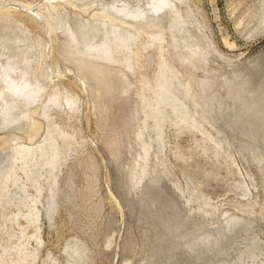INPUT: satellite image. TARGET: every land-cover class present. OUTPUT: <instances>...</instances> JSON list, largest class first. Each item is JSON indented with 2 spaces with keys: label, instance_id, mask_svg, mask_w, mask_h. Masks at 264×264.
<instances>
[{
  "label": "rangeland",
  "instance_id": "obj_1",
  "mask_svg": "<svg viewBox=\"0 0 264 264\" xmlns=\"http://www.w3.org/2000/svg\"><path fill=\"white\" fill-rule=\"evenodd\" d=\"M49 1L0 0L17 7L16 14L0 13V137H20L35 149L48 123L58 131L54 156L33 161L32 172L11 167L0 139V174L17 169L9 196L30 198L22 216L13 204L2 209V262L15 260L24 244L36 254L24 264H239L240 256L244 264H264V0H96L161 36L136 57L144 41L83 14L84 0L60 9L52 40L45 23L21 6L35 10ZM65 49L110 63L119 91L104 98L102 86L91 79L86 85ZM159 57L172 64L171 93L222 150L169 118L157 141L141 95L158 100ZM29 119L43 125L34 145L20 134Z\"/></svg>",
  "mask_w": 264,
  "mask_h": 264
},
{
  "label": "bare ground",
  "instance_id": "obj_2",
  "mask_svg": "<svg viewBox=\"0 0 264 264\" xmlns=\"http://www.w3.org/2000/svg\"><path fill=\"white\" fill-rule=\"evenodd\" d=\"M73 1L72 0H64L62 2V4H58L59 3L58 1L56 2V1H51L50 0L45 5L44 4H43V6L41 5L42 7L40 9H35V10L32 9L29 4H22L21 3V6H22L23 9H25L26 12L30 13L31 16H34L38 20H42V22L45 23V25H46V27L48 29V35L52 39L53 36H56V30H57V26H58V21H59V18L61 16L60 9L62 7H66V6L71 7V8H76V6H75ZM84 1H86V3L83 4L84 8H86V9L82 10L83 14L87 15L92 20H97V22L99 21L100 23L102 22L103 24H106V25H109V26H114V28L115 27L116 28H122L123 27L124 29H128V30L134 32V36H136L137 38L139 37L141 39V41H144L141 46L137 47V50L135 52L132 51V52H134V56L135 57L138 56V54L140 52L145 50L146 47L149 44H152L154 41L159 42V43L163 41L159 34L156 33L157 35H154L153 32L146 31L144 26H143L144 28L142 26H137V24H135V23H132V22L130 23V22L126 21V20L121 19L119 16L114 15L109 10L110 9L109 8V3H106V4L100 3L99 4L96 0H84ZM10 7L6 8L5 5H0V13L4 14V15H6V14H11V15L12 14H16V10H17L16 8L17 7H12L14 9H10ZM262 9H263L262 18L264 20V5H263ZM17 12H19V10ZM4 15H0V19ZM263 20H262V22H263ZM143 24H145V23H143ZM149 24L152 25L153 28L154 27L157 28V23L153 22V20L150 21ZM145 26H146V24H145ZM144 36H146L147 41H145L143 39ZM155 49H156V47H155ZM158 50H159V52H158L159 56H162V52L163 51H162L161 46H160V48H158ZM64 52H66V54L68 56H76V58H72V59H70V61L72 62V64H74L80 70L79 75H80V77L82 78L83 82L86 85L88 84V81L91 79V80H93V82L96 85H100V86H102L104 88V90H105L104 98H106L109 95H112L113 93H117L119 91L118 87H119V85H120L119 83H121V81L119 79V75L116 73V68L111 67L110 63H108V62L107 63H105V62L103 63V62L94 61L95 59H98L99 57L92 58L94 60H89L87 58H82V57H85V56H83L81 52H77L76 51V53H75L74 51H71L69 49L68 50L65 49ZM45 58H46V55L43 52L41 59H39L37 64H36V68H37V71H38V73L36 74L37 77L41 73L40 72L41 71V66L44 63ZM159 58L162 61V62H160V65H159V67H160V74L159 75H160L161 79L157 80L159 91H154V95L157 97L158 100H152V99L150 100V99L144 98L141 95L142 108H143L142 112H143V114L145 116L146 121H148V120H152L153 121L154 125L152 127L156 131V139H157V141H159V139L161 137V135L159 133V130L163 128V125L166 123V119L169 118L171 120V125H173L174 127L178 128V130L181 131V130L186 129V128H192V129L196 130L197 132L201 133L202 136H204V138L208 139L210 142H212L214 145H216L218 148H220V150H222L218 140H216L215 137L209 131H207L204 128V126H203V124L201 122H199L197 119H195L194 116L191 115L192 111H189V107L183 101H181L179 98H177L175 95H173L171 93V89H172V83L171 82H172L173 79H175L174 71H173L172 67H170L172 64H170V66H168V64H166V60L163 57H159ZM120 71L122 72V70H120ZM7 77L11 79V76H10L9 73H8ZM23 82L25 84L28 81H27V79L26 80L24 79ZM39 84H40V82H37L36 84H34V86L35 85L38 86ZM0 88H2V86ZM35 92L36 91L34 90L33 94H35ZM147 96H148V94H147ZM149 96H151V95H149ZM186 98H187V96H186ZM192 99H194V98H192ZM161 105H165L166 107H169L170 110L172 111V115H170L171 114L170 111H169L170 112L169 113L168 111H165L164 109H162ZM12 109H14V108H12ZM165 112H168V113H165ZM37 113L38 112L35 109L33 111H31V114L34 117L37 116ZM13 119L15 120L16 116ZM24 126L20 128L21 131H22V129L24 130V131H22L23 133H20V134H22L25 137V139L28 141V143L30 145L36 144L35 139L39 135L41 130L43 129V125L41 123H39L38 121H36L35 119H29L28 123L26 124V127H24ZM62 132H59V133H62ZM54 135H58V131H57L56 127H54L50 123H48V125L46 126V135L44 136L42 142L37 144V147L35 149H33L31 146L30 147L29 146H25L24 145L25 143L20 145V143H22V142L19 143V140L21 138L20 137H16L14 135H8V136L0 137V139L6 141V143H8V149L10 150V153H9L8 156H9V159H10L9 162H10L11 167H13L16 163H21L22 167L19 168V169H21L23 172H25L26 170H29V172H32L31 169H28L29 168V164H34V162L36 160H38V159L41 160L43 164H47V163L50 162L49 158L51 157L52 153L54 152V149H56V145H55V142H54L55 141L54 140ZM52 156H54V155H52ZM230 163H231V165L234 166V162L232 161V158L230 159ZM15 170H17V169L13 168L12 170L11 169L9 170V169L5 168L3 170V172L0 174V187H1L0 215L1 216H5V212H3L2 209H4V207L7 204H13L15 206V208L17 209L16 210L17 215H16V213L14 215L18 216V215H21L20 214V212L22 210L21 207L25 208V204L28 203L27 199L29 198V196L21 197V198H18L17 200H14L12 198V196H9L10 190L7 187V183L8 182H12L13 185L15 186V182L18 181L16 179L17 177H16V171ZM32 179H34V178H31V179L29 178L30 181H32ZM34 182H35V184H37L36 180H34ZM243 184L239 183L238 185L242 186ZM20 189H21V191H23V193L25 192L24 186L20 187ZM36 192L40 193V189L39 188L36 189ZM15 194H18V193L15 192ZM35 198H37V197H35ZM31 202L32 203H36L34 199L31 200ZM28 206L29 205H27V207ZM33 206H35V205H33ZM29 210H31V208H29ZM35 211L36 210H34V212ZM32 212L33 211L31 210V213L28 214V217L31 216V215L33 217L35 216V218H36L35 220L37 221V216H36L37 212H36V215L32 214ZM13 218H14V216H13ZM29 220L31 221V219H29ZM8 221H10V223L12 225L13 222H14V219L13 220L10 219ZM16 222H19V221H16ZM16 224H18V223H16ZM20 235H21L20 238L23 241L27 240V235L28 234L26 235L24 233L23 229H21ZM8 237H9V241H10L11 238H13V236H11L9 234H8ZM32 237L34 238V236H32ZM38 240H40V239H38ZM39 243H40V241H39ZM19 245H20V247L23 246V248H19L17 250L18 254H17L16 259L15 260H10L9 262L8 261H5L4 263L2 262L3 257H5L4 255L8 251L7 249H3L2 254H0V264H12L14 261L17 264H24L25 261L28 258H30V257L35 258L36 254H34L33 252H27V249H26V247H24L25 246L24 244H22V245L19 244ZM49 257H51V256H49ZM51 261H53V264L54 263L56 264V262H57V260H54V259H52ZM51 261H50V264H51ZM238 263L239 264H244V261H243L241 256L238 258Z\"/></svg>",
  "mask_w": 264,
  "mask_h": 264
}]
</instances>
